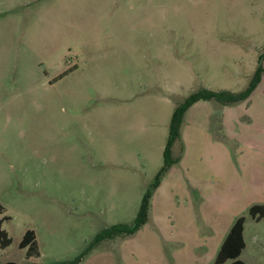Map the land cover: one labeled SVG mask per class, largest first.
<instances>
[{
    "label": "rangeland",
    "instance_id": "374dc122",
    "mask_svg": "<svg viewBox=\"0 0 264 264\" xmlns=\"http://www.w3.org/2000/svg\"><path fill=\"white\" fill-rule=\"evenodd\" d=\"M259 67L244 101L216 105L230 111L185 112L167 167L175 109L242 93ZM149 191L138 231L81 264H214L240 217L241 260L264 264L248 215L264 205V0H0V264L74 259Z\"/></svg>",
    "mask_w": 264,
    "mask_h": 264
},
{
    "label": "trees",
    "instance_id": "16d2710c",
    "mask_svg": "<svg viewBox=\"0 0 264 264\" xmlns=\"http://www.w3.org/2000/svg\"><path fill=\"white\" fill-rule=\"evenodd\" d=\"M261 67L258 68L253 81L246 91L242 93H232L228 91L221 92H211L205 89H202L193 95L189 96L179 107H177L174 111L171 127H170V135L167 142V146L164 152V159L166 166L168 167L173 163V160L170 157V148L178 139V129L181 126L183 116L185 112L195 103L200 101L205 102H215L219 105L223 106H232L236 105L242 101H244L250 94V92L254 89V86L258 82V79L261 75ZM162 176V173L160 174ZM158 176L153 182V186L155 187L158 182ZM151 191H149L143 199L141 209L137 219L129 224H119L116 226H112L110 228L104 229L89 242L86 249L76 258L70 259L68 261H57L54 264H81L83 260L92 253L97 247H99L103 242L112 241L118 238H126L134 235L138 229L146 222L148 215V204L150 199ZM4 213V208L0 204V216ZM248 215L252 220L256 222L264 223V205H254L249 211ZM10 218L7 216L0 217V249H7L12 240L9 238L8 234L2 230V223L4 221H9ZM244 223L245 218H238L235 223L232 225L229 233L221 244L219 251L217 253L214 264H245L240 256L245 249V241H244ZM18 247L20 250H25L26 258H38V244L36 241L35 233L32 230H28L24 233L22 239L20 240ZM6 264H15L14 262H8Z\"/></svg>",
    "mask_w": 264,
    "mask_h": 264
},
{
    "label": "crops",
    "instance_id": "0c3cea01",
    "mask_svg": "<svg viewBox=\"0 0 264 264\" xmlns=\"http://www.w3.org/2000/svg\"><path fill=\"white\" fill-rule=\"evenodd\" d=\"M203 101H200L199 103H201V105H203V107H210V112H212L211 114H210V116L213 118L214 116H216V113L217 112H225L226 110H228V108H229V111H230V108L231 107H219V106H216V105H218L217 103L216 104H214V102H211V103H209V102H205V103H207V104H205V103H202ZM194 105L195 104H193L190 108H189V112H191V109H192V107H194ZM214 105V106H213ZM211 106L212 107H215L214 109L213 108H211ZM236 106V105H235ZM223 109V110H222ZM220 116V115H219ZM255 221V220H254ZM231 229V228H230ZM230 231V230H229ZM229 233V232H228ZM227 233V234H228ZM227 236V235H226ZM226 238V237H225ZM224 241V240H223ZM223 243V242H222ZM221 243V244H222ZM221 246V245H220ZM263 246H264V244H260V247H257V248H261V250L263 251L264 250V248H263ZM245 247H246V245H245ZM243 253V252H242ZM257 254H258V249H257ZM260 254V253H259ZM263 254V253H262ZM242 255V254H241ZM240 259H241V256H240ZM243 261V260H242ZM244 262V261H243ZM245 263V262H244ZM246 264V263H245Z\"/></svg>",
    "mask_w": 264,
    "mask_h": 264
}]
</instances>
